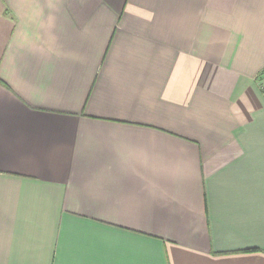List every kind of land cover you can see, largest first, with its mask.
I'll use <instances>...</instances> for the list:
<instances>
[{
    "label": "crops",
    "instance_id": "1",
    "mask_svg": "<svg viewBox=\"0 0 264 264\" xmlns=\"http://www.w3.org/2000/svg\"><path fill=\"white\" fill-rule=\"evenodd\" d=\"M264 0H0V264H264Z\"/></svg>",
    "mask_w": 264,
    "mask_h": 264
},
{
    "label": "trees",
    "instance_id": "2",
    "mask_svg": "<svg viewBox=\"0 0 264 264\" xmlns=\"http://www.w3.org/2000/svg\"><path fill=\"white\" fill-rule=\"evenodd\" d=\"M262 75H264V71L262 72Z\"/></svg>",
    "mask_w": 264,
    "mask_h": 264
}]
</instances>
